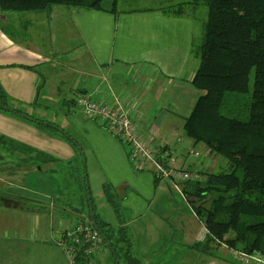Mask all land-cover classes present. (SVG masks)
<instances>
[{
  "label": "crops",
  "instance_id": "0c3cea01",
  "mask_svg": "<svg viewBox=\"0 0 264 264\" xmlns=\"http://www.w3.org/2000/svg\"><path fill=\"white\" fill-rule=\"evenodd\" d=\"M118 7L119 2L116 14L107 9L62 6L48 12L15 13V32L21 37L15 40L5 35L7 32L0 23V93L6 97L1 94L11 110L18 109L15 99L27 105L32 102L35 89L39 87L43 89L38 96L42 93L46 97L63 96L57 104L65 107L66 119L85 126L88 143L94 148L93 165L100 169L105 186L111 189L118 204L120 200L124 202L119 207V215L126 224L125 214L140 219L143 204H147L157 190L162 191L159 184L172 182L157 180L150 172L136 170L128 146L99 123L80 120L76 112L81 110L74 104L77 94L86 93L93 100H109L113 93L127 107L134 104L131 118L138 131L145 138L153 131L152 145L169 152L171 167L187 169L201 178L214 168L218 159L190 139L181 147L179 133L183 132V119L201 94L191 85L198 66L192 52L191 21L184 19L176 23L171 14L161 8L125 11ZM11 18L9 13L0 11L1 21ZM177 44H181L180 54L175 48ZM41 68L43 73L38 76L36 71ZM41 76L44 86H41ZM10 99L14 105L8 103ZM15 125L29 129L32 136L15 132ZM52 133L11 111L0 109V135L53 156L56 161L46 168L75 162L80 169L72 143L57 134L53 137ZM195 147L205 150L203 167L186 165L187 158L176 166L179 151L182 149L187 157ZM184 184H179L181 193L186 187ZM172 186L175 188L174 183ZM78 198H82V194ZM67 204L61 200L46 204L22 197L1 199L0 210L4 207L9 213L0 220V264H69L62 234L81 219L77 214L87 213L80 210L72 214L69 210L73 208L67 210ZM205 236L204 228L201 242ZM106 237L111 240L110 235ZM105 245L104 242L97 257L102 262L95 260L98 264L109 263Z\"/></svg>",
  "mask_w": 264,
  "mask_h": 264
},
{
  "label": "trees",
  "instance_id": "16d2710c",
  "mask_svg": "<svg viewBox=\"0 0 264 264\" xmlns=\"http://www.w3.org/2000/svg\"><path fill=\"white\" fill-rule=\"evenodd\" d=\"M102 2L0 0V11L40 13L48 12L55 6L105 10ZM118 2L111 0L107 12L116 14ZM188 4L194 7L203 4L207 20L201 43L192 51L198 66L191 85L201 94L190 114L183 119V134L194 145H203L211 155L224 158L230 170L202 174L204 185L201 176L198 181L186 183L182 193L193 212L203 217L202 224L206 230L202 241L204 251H210L217 244L248 253L258 251L264 255V0H185L176 5L177 9L161 10L178 17L184 15ZM7 34L9 39L15 40ZM251 74L253 89L246 107L247 117L241 119L223 115L221 107L231 95L248 92ZM3 103L1 110L7 106ZM12 111L15 116L35 124L39 129L46 126L21 111ZM57 135L70 140L62 129ZM0 144L9 145L15 153L23 155L33 152L44 154L2 135ZM105 193L108 201L116 206L115 195L108 186H105ZM211 194H215L216 198L209 207H204ZM93 220L100 233L102 226L109 225L97 224L94 215ZM103 241L112 248L109 238L105 236Z\"/></svg>",
  "mask_w": 264,
  "mask_h": 264
},
{
  "label": "rangeland",
  "instance_id": "374dc122",
  "mask_svg": "<svg viewBox=\"0 0 264 264\" xmlns=\"http://www.w3.org/2000/svg\"><path fill=\"white\" fill-rule=\"evenodd\" d=\"M162 1L119 0L118 8L125 11L139 8H165L172 11L178 8L176 5L185 2V0ZM186 2H190V0H186ZM110 6L111 0H103L102 7L104 9L110 8ZM184 10V15L181 17L171 15V19H174L176 23L184 19L191 21L194 52L201 43L203 27L207 20V11L203 4L198 7L188 4ZM9 15L12 17L11 20H0V23L3 24L2 28L14 39L21 38L15 32L16 14L9 13ZM179 47H181V44H177L175 48L180 54ZM40 72L43 73L42 68L36 71V74L40 76ZM44 83L45 80L41 76V86H44ZM42 89L43 87L35 89L33 101L28 105L15 99V108H18L15 110L20 109L24 115L45 124V130H52L53 137H56L57 133L60 135L61 128H64V132L68 134L69 141L75 148L80 169H77L75 162L72 164L64 163L63 165L58 163L46 168L47 164L56 161L53 156L35 154V152L23 155L15 153L13 147L9 145L0 144V201L4 198L22 197L50 204L53 201L61 200L68 203L67 210L68 207L73 208L71 211L69 210L72 214L82 210L91 216L90 210H92L97 224H109L108 228L102 226L101 232L103 238L110 235L111 239L109 241L112 248L104 241L106 243V255L109 259L108 264H237L229 251L220 250L217 244H214L210 251H204V242L200 241L204 234L203 217L197 216L193 212L181 190L173 188L172 183L170 184L168 181L161 182L159 188L162 191L157 190L147 201V204H143V208L140 209L143 216L140 219H134L132 214L127 213L124 217L126 224L123 223L122 216L119 215V207H122L124 202L119 199L120 204H118L116 198L117 204L115 206L108 201L105 193L106 181L96 164L93 165L95 162L91 153H94V148L88 143V138L84 133L85 126L65 118V107L57 104L63 96L46 97L44 93L38 96ZM252 89L253 74L249 78L248 92L246 94L231 95L222 105L220 112L226 116L245 119L247 117L246 107L250 102ZM3 102L0 93V106L4 104ZM8 103L14 105L11 99ZM5 110L13 112L7 106H5ZM76 115L82 121L84 119L90 123H98L85 117L80 111H77ZM40 126L43 125L40 124ZM14 130L17 133L23 132L27 137L32 136L31 131L27 128L15 125ZM179 134L182 140L181 147H183L185 143H189V139L183 132ZM193 150L194 152L198 151L199 156L195 157L189 153L186 157L181 149L176 155V166L187 158L186 165L195 164L198 169L202 168L206 160L205 150H200L197 147ZM29 155L33 159L28 158ZM19 158L20 160H18ZM217 159L214 168L209 173L230 170L224 158L217 156ZM166 163L171 167L170 154ZM24 168L25 170H23ZM201 181L204 185V178ZM178 188L180 187L178 186ZM80 190L83 192H80ZM79 194H82V198H78ZM214 198H216L215 194L209 195L203 206L209 207ZM149 202H151L150 205H148ZM76 204L78 205L76 206ZM8 213L9 210L2 207L0 220ZM95 260L102 262L98 258Z\"/></svg>",
  "mask_w": 264,
  "mask_h": 264
},
{
  "label": "built area",
  "instance_id": "2783aa9c",
  "mask_svg": "<svg viewBox=\"0 0 264 264\" xmlns=\"http://www.w3.org/2000/svg\"><path fill=\"white\" fill-rule=\"evenodd\" d=\"M76 108L82 114L102 125L111 135L129 147V156L134 168L138 171L150 172L157 180H170L175 188L179 184L198 181L200 176L187 169L169 167L166 163L169 153L152 145L151 130L147 138L141 136L136 123L131 118L132 107L124 105L118 97L111 93L109 100H93L86 93L77 94L74 99ZM198 156L199 152H190ZM68 231L62 234L64 248L69 264H98L95 259L103 250L104 243L101 233L92 225L86 214ZM220 248L228 250L237 264H264V255L258 251L244 252L228 249L225 245ZM96 257V258H95Z\"/></svg>",
  "mask_w": 264,
  "mask_h": 264
},
{
  "label": "water",
  "instance_id": "95a60500",
  "mask_svg": "<svg viewBox=\"0 0 264 264\" xmlns=\"http://www.w3.org/2000/svg\"><path fill=\"white\" fill-rule=\"evenodd\" d=\"M91 218H92V225L97 229L96 222L93 220V213L92 210H90Z\"/></svg>",
  "mask_w": 264,
  "mask_h": 264
}]
</instances>
